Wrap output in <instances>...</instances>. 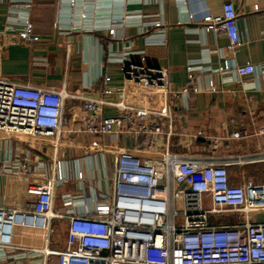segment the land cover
Here are the masks:
<instances>
[{
	"label": "built area",
	"instance_id": "2783aa9c",
	"mask_svg": "<svg viewBox=\"0 0 264 264\" xmlns=\"http://www.w3.org/2000/svg\"><path fill=\"white\" fill-rule=\"evenodd\" d=\"M175 1L184 8L188 23L199 24L196 33L226 37L227 52L237 53L241 38L232 1L225 0L221 15L207 13L197 22L187 0ZM128 2L122 0L120 13L104 24L86 14L80 18L65 14L63 19L70 25L69 32L107 30L108 52L104 53L100 75L105 84L103 95H115L114 101L81 98L70 94L65 85L60 89L33 87L0 77V134L28 136L33 150L55 167L53 176L28 196L30 202L24 209L0 207V264H48L52 259L57 264H264V182L243 179L238 184L229 171L233 166L264 162V149L251 155H219L223 141L244 138L236 131L215 140L210 150L169 152L164 138L169 142L182 136L166 130L165 121L171 124L177 100L185 98L188 103L190 95L201 91L197 80L203 72L198 65L189 64L186 84L174 90L170 69L149 64L145 50L138 49L127 34L134 27L145 46L167 47L171 23L130 12ZM77 4V0L67 3L70 10ZM32 7L31 2L11 3L0 32V56L9 46L40 42L31 20ZM119 43L123 50H114ZM114 66L123 76V89L110 85ZM259 71L264 78V67L259 70L246 64L234 70L240 80ZM127 89L150 103L164 101L166 110L133 106ZM206 91H216L213 82ZM72 100L84 104L68 117V101ZM107 107L116 109L117 114L106 116ZM66 123L73 129L66 131ZM66 133L109 136L117 143L131 139L134 148L117 152L112 176L104 173L102 183L96 181L88 193L80 187L79 194L63 195L64 212H58L54 210L55 192L69 180L66 163L59 159ZM258 135L264 137V127ZM184 136L194 142L212 139L203 130ZM161 147L166 151L160 152ZM12 160V156L7 157L5 167ZM76 177L80 182L85 179L82 171H76ZM54 219L69 222L64 250L14 246L17 228L42 231L50 238L55 232Z\"/></svg>",
	"mask_w": 264,
	"mask_h": 264
},
{
	"label": "crops",
	"instance_id": "0c3cea01",
	"mask_svg": "<svg viewBox=\"0 0 264 264\" xmlns=\"http://www.w3.org/2000/svg\"><path fill=\"white\" fill-rule=\"evenodd\" d=\"M229 1L234 3L238 12L241 38V46L235 55L227 52L229 40L226 37L196 33L199 24L188 23L184 8L178 6L175 0H129L127 4L130 12L158 16V19L171 23L167 47L145 46L143 38L134 27H130L127 34L138 49L145 50L149 64L170 69L174 90L178 91L186 84V68L189 64L198 65L203 72L197 80L201 91L190 95L188 103H185V98L177 100L171 124L165 121L166 130L173 129L182 136L173 138L177 150L174 153H198L203 147H209L210 150L215 140L236 131L241 132L244 138L239 141H223V148L219 150L221 155H251L264 149V137L258 135L264 127V78L259 71L254 76L240 80L234 72L237 66L246 64H252L259 70L264 67V0ZM13 2L32 3L31 20L40 36V42L36 45L7 47L0 56V77L33 87L60 89L65 85L70 94L85 99H116L115 95H103L105 84L100 75L104 53L108 52L107 30L101 28L100 31L69 32L70 25L63 19L67 17L65 14H74V18L86 14L87 18L95 20L97 24H104L120 13L122 0H77L78 4L73 10L69 9L68 0H0V32L6 25ZM224 2L187 0V8L197 22L207 13L221 15ZM180 22L181 25H178ZM123 48L124 45L119 43L114 50L121 51ZM113 69L110 85L123 89V76L116 70V66ZM218 69L222 71L221 74L215 73ZM210 81L216 88L215 92L206 91ZM247 86L250 88L245 89ZM126 91L131 104L136 107L158 108L162 101L150 103L133 90ZM83 104L82 100L70 101L67 116ZM104 114L113 116L117 111L107 107ZM70 129H73L72 125L66 123L65 130ZM199 130H203L212 139L194 142L184 136ZM65 135L60 145L59 159L66 163L64 169L69 180L55 192L54 210L58 212H64L63 195L79 194L80 187L88 193L96 181L102 183L104 173L109 175V159L105 155L107 148H114L113 165L117 152L134 148L131 139L123 138L117 143L109 136ZM9 156H12V163L5 167L4 160ZM234 168L264 171V162L230 167L233 181L239 184L241 179ZM76 171H82L85 175L83 182L77 179ZM53 173V162L33 150L28 136L0 134V207L24 209L30 202L28 196L36 191V186L47 182ZM52 227L55 232L50 238L42 231L17 228L14 246L64 250L68 220L54 219ZM48 264L57 262L52 259Z\"/></svg>",
	"mask_w": 264,
	"mask_h": 264
},
{
	"label": "rangeland",
	"instance_id": "374dc122",
	"mask_svg": "<svg viewBox=\"0 0 264 264\" xmlns=\"http://www.w3.org/2000/svg\"><path fill=\"white\" fill-rule=\"evenodd\" d=\"M174 102H175V100H174ZM68 107H70V102L69 101H68ZM158 108L166 110V103L164 101L163 102L161 101V104H160V106ZM65 138H66V135L63 134V139H65ZM163 143L164 144H169V147H168L169 152H171V153L177 152L176 147H175L174 139H171L168 142L166 140V138H164ZM109 148L110 149L107 148L105 150V155H106L107 159H109L108 160V173H109V177H111L112 173H113V167H114L113 162H112V157L114 156V148H112V146H110ZM159 150H160V152H164V151H166V147H161ZM218 153L221 155V152H218ZM234 169H235V172L237 174H239V178L241 179V182L243 181V179H253V180L257 181V182H264V171L259 170V171H255L254 172V170L250 171V169H245V168H234ZM249 171H250V173L246 175V173L249 172ZM110 181H111V178H110ZM181 219H182V217H180L178 219L179 223L181 222Z\"/></svg>",
	"mask_w": 264,
	"mask_h": 264
},
{
	"label": "water",
	"instance_id": "95a60500",
	"mask_svg": "<svg viewBox=\"0 0 264 264\" xmlns=\"http://www.w3.org/2000/svg\"><path fill=\"white\" fill-rule=\"evenodd\" d=\"M199 141H203V139H200Z\"/></svg>",
	"mask_w": 264,
	"mask_h": 264
}]
</instances>
